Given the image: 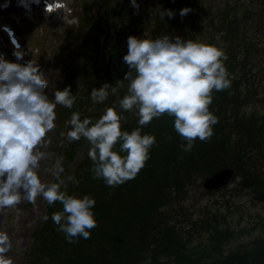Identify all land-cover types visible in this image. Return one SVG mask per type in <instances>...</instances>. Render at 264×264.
<instances>
[{
  "label": "rangeland",
  "instance_id": "rangeland-1",
  "mask_svg": "<svg viewBox=\"0 0 264 264\" xmlns=\"http://www.w3.org/2000/svg\"><path fill=\"white\" fill-rule=\"evenodd\" d=\"M122 1L66 0L64 23L51 26L45 25L41 11H32V8L20 7L8 14L10 20L6 21L16 28L19 50L26 55L20 61L10 56L5 59L21 64L29 60L36 61L38 65L46 62L40 70L48 81V88L44 91L49 99H54V92L62 91L65 87H69L77 97L72 109L58 105L55 110L56 127L47 134L46 147L41 148L53 154L51 159L41 161L39 175L42 182H55L51 168L56 157H63L65 172L62 177L73 175L74 170L88 157L90 145L86 139L68 143L61 136L62 132L70 130L65 122L72 112L77 111L75 106H81V110L86 107L85 111L91 113L95 121L110 107V100L116 94L109 90L110 95L102 104H93L90 99L93 88L110 84V75L105 66L110 48L107 39L110 27L118 33V28L124 26L119 20ZM137 4L143 10L142 16L148 20L139 35L140 39L152 37L154 24L163 21L171 30H162L159 37L166 35L172 39L180 36L183 40L203 42L223 49L228 57L224 63L232 79L231 85L238 81L239 92L248 99L247 103L243 101L242 109L247 114L255 112L264 115V0H137ZM185 7L192 11L181 17L180 10ZM161 10H171L173 17H161ZM226 11H229L227 19L221 26ZM112 35L111 42L117 44V49L122 53L126 49L124 42ZM251 45H255V50L245 54L244 48ZM111 68L109 63L108 69ZM86 95L87 100L84 99ZM80 116L83 120L84 114L80 113ZM204 177L186 184L184 193L164 208L168 223L183 235L187 247L209 249L214 230L203 228L204 221H208L225 232L226 238L219 252L223 257L263 248L264 200L257 197L253 188L241 185L239 178L235 177L221 189L208 192L202 187ZM73 184L76 183L68 185L69 194L74 193L70 188ZM83 184L84 179L76 185L81 189ZM61 210L62 206H48L40 197L34 205L25 200L15 208L3 211L0 228L7 233L13 232L15 213L33 212L22 225L21 234L12 239V250L8 255L13 257L14 264H58L60 257L68 255L69 243L65 234L58 232L51 220L52 213ZM45 214L49 216L47 222L42 219ZM56 256L55 261L53 258ZM161 263L178 264L166 258Z\"/></svg>",
  "mask_w": 264,
  "mask_h": 264
},
{
  "label": "clouds",
  "instance_id": "clouds-1",
  "mask_svg": "<svg viewBox=\"0 0 264 264\" xmlns=\"http://www.w3.org/2000/svg\"><path fill=\"white\" fill-rule=\"evenodd\" d=\"M30 3L39 5L40 0H19L20 6L29 7ZM44 4L48 14L67 10L65 0H44ZM130 4L138 13L137 0H130ZM190 11L185 7L180 16ZM160 15L171 19L173 12L161 10ZM13 44L17 49L13 55L20 61L26 53L19 50L15 40ZM127 46L123 61L129 71L123 80L117 81L116 86L104 83L90 92L93 104H102L110 95L109 90L115 93L128 80L127 92L118 105L106 108L95 121L90 117L81 120L80 113L74 111L65 122L70 130L61 133L68 143L81 138L88 141L92 178L103 179L113 188L135 179L150 158L156 138L142 134V129L153 119L174 117V130L186 141L182 150L190 152L197 139L206 142L214 134L218 118L209 110L213 91L231 87L224 63L228 57L215 45L165 35L154 40L129 36ZM46 88L48 81L36 61L14 63L0 55V209H13L25 200L34 205L40 197L48 206L59 202L62 210L53 212L51 220L68 243H74L77 237L90 239L91 230L97 227L92 210L96 201L89 195L81 198L69 194V183L79 181L74 175L62 177V156L55 158L51 168L55 182H42L40 178L41 161L53 155L41 148L46 147L45 138L56 127L55 110L58 105L72 109L77 100L69 87L56 90L54 99L45 94ZM123 112L134 113L139 126L123 131L122 122L127 121ZM42 219L47 222L49 216L45 214ZM11 250L10 236L0 231V264H14L8 255Z\"/></svg>",
  "mask_w": 264,
  "mask_h": 264
},
{
  "label": "trees",
  "instance_id": "trees-1",
  "mask_svg": "<svg viewBox=\"0 0 264 264\" xmlns=\"http://www.w3.org/2000/svg\"><path fill=\"white\" fill-rule=\"evenodd\" d=\"M119 7V20L124 26L115 33L108 24L111 32L108 39L107 35L104 38L110 45L105 66L112 86L123 80L129 71L123 61V56L128 52L127 37L136 35L139 38L148 24V20L142 16L143 10L139 9L137 13L131 7L130 0H123ZM162 30L171 29L163 21L156 22L151 30L153 36L149 39L158 38ZM112 34L124 42L126 49H121L124 50L122 53L117 49L118 45L111 42ZM109 63L111 69H108ZM120 63L124 65L120 66ZM132 75H136L134 70ZM129 83L124 80V87H117L115 96L109 97L110 107L118 105ZM212 95L209 110L218 118V123L213 126L214 134L206 142L197 139L190 152L182 150L181 145L186 141L175 132L174 117L164 115L153 119L142 129V134L155 136L156 144L151 147L150 158L135 179L114 188L109 187L103 179L92 178L89 157L74 170L72 174L76 180L84 179V184L81 189L73 184L71 192L77 197L89 195L95 199L92 210L97 227L91 230L90 239L77 237L74 243H69L68 255L60 257L58 264H163V258L178 264H264V247L224 257L219 255L226 235L208 221H204L203 228L214 230L209 249L188 248L183 235L168 223L164 211L168 204L184 193L186 184L222 166L233 167L240 184L253 188L257 197L264 200V115L255 112L247 114L242 109L243 101L248 99L239 92L238 81H234L227 90L213 91ZM85 98L87 100V95ZM80 108L75 106V110L84 114L83 119L90 117L94 120V116L85 111L86 107L84 110ZM122 114L127 117V121L121 125L123 131L130 132L139 126L134 113ZM54 206L62 205L57 202ZM53 259L56 261L57 256Z\"/></svg>",
  "mask_w": 264,
  "mask_h": 264
},
{
  "label": "bare ground",
  "instance_id": "bare-ground-1",
  "mask_svg": "<svg viewBox=\"0 0 264 264\" xmlns=\"http://www.w3.org/2000/svg\"><path fill=\"white\" fill-rule=\"evenodd\" d=\"M40 2H41V5L44 6L43 8H45L44 0H40ZM49 2H51V0H49ZM34 5H35L34 3H31V6H33V8L31 10L32 11H36V10L38 11L39 10V11H41L43 13L44 16L41 14V12H39V14L41 16H43V21L45 22V25L51 26V25H55V24H63L64 23L65 16L67 15V11L66 10L64 12L61 11V12H54V13L48 14V13H45L43 8L39 9L38 7H36ZM13 7L14 6H7L6 9H8V10H5V11H9ZM22 7H24V6H22ZM9 12H6L5 14H2L1 10H0V17H1L0 21L8 19L9 18L8 17V13ZM19 12H21V11H19ZM14 40L19 44V40L17 39V34L14 32V30H12L11 27H9L7 25L1 26V23H0V55H2L4 57L3 54L5 52V54L7 56H10L11 58H15V56L13 55V52L15 50H17V49L15 48V45L13 44ZM44 65H46V62L42 61L39 66H40V68H43ZM235 173H236V170H235ZM234 177L232 179H234ZM231 182H232V180L229 183H231ZM4 210L5 209H0V217H1V215H2ZM26 213H28V214H26ZM26 213H22V214L15 213L16 218H15L14 225L12 226L13 232L12 233H8V235L11 238V240L13 238L18 237L21 234V231H22V228H23L22 225L28 219L29 215L32 216L33 212L32 211H28ZM0 222H1V218H0ZM0 231H2L1 228H0Z\"/></svg>",
  "mask_w": 264,
  "mask_h": 264
},
{
  "label": "water",
  "instance_id": "water-1",
  "mask_svg": "<svg viewBox=\"0 0 264 264\" xmlns=\"http://www.w3.org/2000/svg\"><path fill=\"white\" fill-rule=\"evenodd\" d=\"M229 11H226L221 26L225 23ZM255 50V45H251L250 47H246L244 49V53L249 54ZM235 169L229 166H222L216 169L211 174L204 177L202 181V187L208 191H214L218 190L223 186H226L229 184V182L232 180V178L235 176Z\"/></svg>",
  "mask_w": 264,
  "mask_h": 264
}]
</instances>
